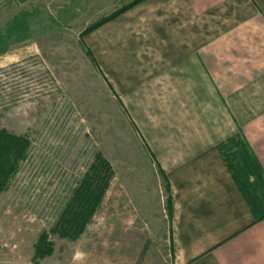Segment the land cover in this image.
I'll return each mask as SVG.
<instances>
[{
	"label": "rangeland",
	"instance_id": "1",
	"mask_svg": "<svg viewBox=\"0 0 264 264\" xmlns=\"http://www.w3.org/2000/svg\"><path fill=\"white\" fill-rule=\"evenodd\" d=\"M134 1L0 0V130L31 142L0 191V264H176L167 176L92 50L109 21L87 32ZM105 161L104 195L61 236Z\"/></svg>",
	"mask_w": 264,
	"mask_h": 264
},
{
	"label": "crops",
	"instance_id": "2",
	"mask_svg": "<svg viewBox=\"0 0 264 264\" xmlns=\"http://www.w3.org/2000/svg\"><path fill=\"white\" fill-rule=\"evenodd\" d=\"M103 27L94 56L170 185L176 264H264V0H146Z\"/></svg>",
	"mask_w": 264,
	"mask_h": 264
},
{
	"label": "trees",
	"instance_id": "3",
	"mask_svg": "<svg viewBox=\"0 0 264 264\" xmlns=\"http://www.w3.org/2000/svg\"><path fill=\"white\" fill-rule=\"evenodd\" d=\"M142 0H136L133 3L114 12L110 17L105 18L99 24L88 29V33L103 25L104 23L116 18L124 11L130 9ZM31 142L26 136H17L10 134L5 130H0V191L8 188V183L11 175L20 168L21 162L29 154ZM104 164H96L90 170L82 181L80 198L78 199V216L77 219L61 218L59 230L63 237H76L83 230L87 220L89 219L92 207L100 201L107 188L110 178V166L105 161ZM72 205V209L76 208ZM67 219V220H66Z\"/></svg>",
	"mask_w": 264,
	"mask_h": 264
}]
</instances>
